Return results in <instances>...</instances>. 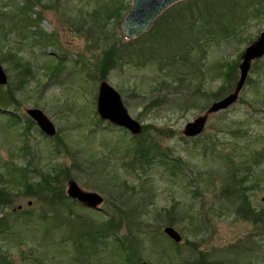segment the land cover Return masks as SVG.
Wrapping results in <instances>:
<instances>
[{"label": "rangeland", "instance_id": "rangeland-1", "mask_svg": "<svg viewBox=\"0 0 264 264\" xmlns=\"http://www.w3.org/2000/svg\"><path fill=\"white\" fill-rule=\"evenodd\" d=\"M31 1L0 0V64L8 79L1 86L15 100L0 108V184L12 187L14 165L36 169L28 172L34 179L65 167L81 188L105 199L102 211L76 204L63 207L59 217L48 202L15 196L0 209L9 224L0 235L8 258L16 264H127L128 252L117 245L123 242L135 264H264V228L238 214L239 198L222 192L228 184L245 186L250 204L264 207L263 59L252 63L237 100L209 115L199 136L181 134L186 122L233 89L242 51L264 30V15L243 8L254 0H180L129 40L120 20L132 0ZM120 3L127 5L121 16L115 11ZM164 20L165 29L156 30ZM107 51L115 53L118 66L102 72L96 63ZM17 55L30 61L34 77L14 92ZM231 62L236 71L226 82L222 72ZM102 80L120 93L129 115L142 127L150 125L146 137L181 159L184 172L159 163L131 173L121 168L131 160L135 140L98 117ZM29 107L53 121V137L25 120ZM9 111L19 117L14 126L2 117ZM233 173L244 178L241 186ZM67 180L60 181L64 191ZM21 210L26 217L15 219ZM45 210L52 212L41 218ZM30 217L38 222L26 224ZM109 218L117 234L98 236L82 250L80 243L88 240L81 230L103 231ZM167 225L180 233L179 243L164 234Z\"/></svg>", "mask_w": 264, "mask_h": 264}, {"label": "trees", "instance_id": "trees-1", "mask_svg": "<svg viewBox=\"0 0 264 264\" xmlns=\"http://www.w3.org/2000/svg\"><path fill=\"white\" fill-rule=\"evenodd\" d=\"M28 3L32 2L31 0H27ZM196 2V0H187L186 2H190L188 4H191V2ZM183 2V1H182ZM30 4V3H29ZM120 5L116 8L115 11L118 10V15L122 14L124 9H127V5ZM179 4H184V3H179ZM252 4V5H251ZM250 5H244L243 8L245 10V6H251L250 10L252 9L253 14L255 16L258 15H264V0H254L253 3ZM28 5V4H27ZM31 5V4H30ZM29 5V6H30ZM258 5V6H255ZM185 6V5H183ZM19 7V6H18ZM22 7L20 11L24 14L25 10ZM121 16V15H120ZM172 16V15H171ZM170 16V17H171ZM248 19V18H247ZM167 21H159L157 22L155 29L160 30L161 28L165 29V23ZM4 32V30H2ZM198 34V33H197ZM197 36V35H196ZM11 52V51H10ZM186 53H189L188 51ZM14 53H9L8 55L14 56ZM190 55V54H189ZM115 53H108L103 52L102 55L98 58L97 60V67L102 71L105 72L109 69H112L116 65V62L118 59H114ZM203 56V55H202ZM4 59H7L6 57ZM264 61V56L261 58ZM258 59V60H261ZM176 60V59H173ZM15 62V66L11 68L13 71V74L11 77L13 82V86L16 90H20L25 88L28 80L31 77H34L33 71H32V64L30 61L25 60L23 57H20V55H17ZM257 61V60H256ZM236 63V61H234ZM141 64V63H139ZM227 68L222 72L223 78L226 82H229L234 78V72L236 71L235 64L232 62L230 64L226 65ZM105 78V76H103ZM248 80V79H247ZM224 85L220 89H218V95L220 96L224 90ZM3 86L0 85V108H5L9 109V106L11 105V100L13 99V94L9 92L8 90H3ZM222 96V95H221ZM14 100V99H13ZM15 101V100H14ZM224 111V110H223ZM223 111H220L216 114H221ZM7 115H3L2 117L6 118L7 121L12 122L9 125L14 126L19 122V117L14 111H9ZM28 122H31L29 118L25 119ZM220 120H222L220 118ZM16 121V122H15ZM14 122V123H13ZM229 124L228 121H225ZM229 126V125H228ZM150 128V125L144 124L143 125V131L139 135L141 138L137 139L138 135H135L132 139L135 140L134 144L132 145L133 147V153L132 156L130 157V161H124L121 163V168H124L125 170H129V172H133L136 169L141 168L143 169H149L151 166L154 164L159 163L161 166H163L165 169L169 171H174L176 174H180V172H184L183 170V163L179 157L177 158H172L171 155L166 154L161 146L157 143L155 139H153L150 135L146 137V134H148V129ZM228 128V127H227ZM226 129V128H225ZM142 139V140H141ZM62 144L63 142L60 141ZM131 149V148H130ZM261 156V152L258 153ZM245 170H250V167L248 165L242 166ZM28 166L24 167H18L14 165L12 167V174H14V179L12 181V187H10L7 183L5 184H0V209L5 207V206H11L10 204L14 200L15 196H25V195H30L34 197L35 199L39 201H45L48 202L51 206L57 208L55 209V212L60 217V214L63 215L62 212H64V208H71V206L78 204L75 202V200H72L68 198L63 192V185L61 184L62 178L68 179L72 178V175L66 171L67 168H61V167H55L53 168V172H42L40 173V176L38 179H34L33 177H30V174L28 172L34 171L36 173V169H28ZM233 178L237 184L241 186L242 181L244 178H241V180H237L238 178L236 177V174L233 173ZM116 177V176H115ZM239 181V182H238ZM128 183V182H127ZM125 182V184H127ZM115 185H118L115 183ZM138 185H132L130 189L137 188ZM153 187V184L151 185V188ZM246 187L242 186V188H237L234 184L233 185H226L223 189L222 192L226 193L227 195H233L234 198L238 199L239 198V204H237V210L238 214L242 215L243 218L249 219L255 223H259L260 228H264V207L256 209L255 207L250 204V200L247 199L246 194H244V189ZM240 189H243L241 192L238 191ZM64 207V208H63ZM12 211L13 208H11ZM52 212L45 210L41 214V218H46L47 213ZM16 216L15 219L19 218H24L26 217L25 214L28 213V211H18L15 212ZM71 213L67 215V218H70ZM39 218V220L41 219ZM0 218V235L6 234L9 229V224L7 225V222H4ZM37 219L30 217V220L26 221L25 223L29 225L31 221H35ZM168 223L173 225L172 220L168 219ZM38 222V220H37ZM39 227V226H38ZM106 228L102 231V227L100 229H95L94 227H89L81 230L82 235L87 238L88 241L83 240L82 243H80L81 249L82 250H88L92 248L95 240L97 239L98 236H103L105 237L107 234H117V230L114 225L113 221L111 218H109L108 222L106 223ZM7 229V230H6ZM4 230H6L4 232ZM117 245L123 249V252L127 251L128 253L126 256H124V259L127 261V264H135L134 260L132 259V254L129 252V250L126 248V245L123 242H117ZM177 248L179 247V244H174ZM2 247V246H0ZM8 249L6 251H3L2 248H0V264H16L8 258Z\"/></svg>", "mask_w": 264, "mask_h": 264}, {"label": "water", "instance_id": "water-1", "mask_svg": "<svg viewBox=\"0 0 264 264\" xmlns=\"http://www.w3.org/2000/svg\"><path fill=\"white\" fill-rule=\"evenodd\" d=\"M180 0H132L130 9L121 20V27L125 39L129 40L137 37L140 33L147 31L153 21L158 17L166 7ZM264 55V30L259 33L256 39L250 42L240 55L238 64V77L234 83L233 89L223 97L212 101L203 114L196 116L192 121L186 122L182 133L185 137H196L203 132L209 115L229 108L238 98L240 91L246 82L252 62ZM0 64V85L7 83V75ZM98 95L96 110L99 117L107 120L113 125L128 130L131 134L137 135L142 131L141 123L128 114L127 108L119 92L113 88L107 81L102 80L98 84ZM26 114L33 120L44 135L52 137L56 133L55 125L49 117L37 107L25 109ZM66 195L76 200L85 207L92 209H101L104 203V197L91 190L81 188L77 181L70 178L66 181ZM164 233L174 242L181 241L180 233L172 226L167 225L163 229ZM138 264H151L146 261H139Z\"/></svg>", "mask_w": 264, "mask_h": 264}]
</instances>
